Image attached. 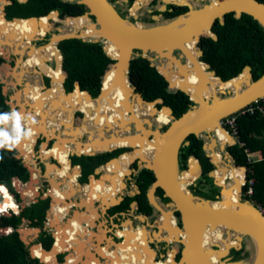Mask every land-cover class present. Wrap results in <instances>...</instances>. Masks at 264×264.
I'll return each instance as SVG.
<instances>
[{
  "label": "trees",
  "instance_id": "1",
  "mask_svg": "<svg viewBox=\"0 0 264 264\" xmlns=\"http://www.w3.org/2000/svg\"><path fill=\"white\" fill-rule=\"evenodd\" d=\"M9 1L11 4L6 5L4 9L6 20H11L13 17L20 19L41 17L37 21L34 19L30 20L27 26V33L30 35H36L45 30L44 24L47 28L54 25L51 21L44 24L42 22L46 17L45 15L50 12L58 11L60 18H65L66 21H74L75 18L69 17L68 14L79 16L87 10L83 5L66 0H27L23 3L17 0ZM141 1L107 0L109 4L114 6L121 18L132 22V18L127 15V9L133 2L132 9ZM258 1L264 3V0ZM119 2H122L125 8H120ZM75 8L77 10H74ZM173 8L172 12L165 11L166 17L173 18L185 10V8ZM52 19L58 22L56 17ZM80 20L87 19L83 17L76 21ZM213 32L217 37L216 40L206 36L200 41L202 49L201 61L209 66V71H214L215 75L224 82L240 75L245 66L250 67L253 81L264 74V28L255 19L245 13H242L238 18L233 13H228L223 17V24L218 22L215 24ZM103 47L104 44L101 41L95 42L92 39L69 38L60 40L53 47L54 60L48 63L51 75L48 76L49 73L46 70L43 73L50 80H63L62 74L64 73L66 79L62 86L66 93L73 91L74 81H77L81 91H86L92 98H96L100 93L101 81L104 85L107 77L114 71V66H110L104 72L106 67L113 61L106 55ZM60 61L62 65H60ZM2 63L3 59L0 57V64ZM166 77L174 86L182 87L188 94L193 96L200 95V91L209 80L216 78L205 69L203 73L194 77L187 87L184 83V77L179 71L172 70L171 74ZM128 78L131 85L136 88V92L140 93L146 101L161 99L163 105L168 106L176 117L188 110L190 104H192L184 93L176 89H170L165 79L154 67L150 66V62L146 58L137 56L130 61ZM46 80L48 79L46 78ZM2 86L0 83V112H9L11 109L6 104L7 98L2 93ZM90 96L88 95V97ZM250 107L253 108L252 112H245L236 117V143L226 144L225 153L235 165L238 173L243 174V167H245L247 169L246 177L254 178L255 180L254 191L250 197L243 194L245 188L243 189V201H248L264 211V99L252 103ZM259 107H261V110L258 109ZM160 111L168 114L165 110ZM32 140L35 141L36 138L32 136ZM227 140L228 138L225 141ZM187 141L188 145L180 147L178 151V168L183 171L181 172L183 176L188 177L185 180L187 184L198 177L200 173L198 162L202 171L201 175L188 187L189 192L193 196L202 199L218 200L217 196L219 195L221 184L219 186L215 185L217 181L213 178L211 181L208 177V173L214 169V166L210 161L208 163V159L202 149L205 139L191 135ZM27 143L36 145V142L32 143L31 140H24L20 144V149ZM254 152L260 153V159L252 156L250 161H248L246 154ZM0 155L3 156V159L0 160V184L4 185L16 203H19L20 196L11 182L13 178H17L21 183H27L30 179L29 170L22 158L18 157V151L15 148L10 152L0 150ZM191 156L198 161L191 158ZM72 161L74 165L81 164L83 171L82 181L86 176L92 174L94 168L98 165L96 158L89 156L74 157ZM214 177L219 180H225L224 177L217 176L215 171ZM151 182L152 178H149L142 183H138L141 190V194L138 197L139 201L144 200V192L148 189ZM239 193L240 186L236 192L238 198ZM0 208H2L1 199ZM49 208H60V205L53 199H50L49 202L48 200H38L36 203L28 204L19 210L18 213L2 215L5 212H0V264H42L38 258L30 256L29 250L32 244H41L46 250L52 249L51 234L48 228L45 227V217ZM24 224L29 228L40 229L37 237L29 245H26L21 240V235L18 231ZM5 229H12V231L3 233L2 231ZM53 246L54 252L57 248L55 242ZM242 246L243 243L235 248L239 249ZM228 257L231 261H241L247 259L248 253L231 249Z\"/></svg>",
  "mask_w": 264,
  "mask_h": 264
},
{
  "label": "water",
  "instance_id": "2",
  "mask_svg": "<svg viewBox=\"0 0 264 264\" xmlns=\"http://www.w3.org/2000/svg\"><path fill=\"white\" fill-rule=\"evenodd\" d=\"M18 2H26L27 0H17ZM66 1H76L77 4L85 6L87 9L85 13L79 16H73L68 14L71 18H77L85 15L88 19L89 23L93 25L95 29L100 31V35L98 37L91 38L93 41L98 42L101 41L104 44L103 50L107 56L113 61L109 66L106 67L104 72L110 67L115 66L117 69L116 77L118 79V83L123 88L125 93L126 101L125 107L128 109L127 114L130 115L131 121H119V126L130 130V123H134L136 129L139 132H142V138H146L148 142L154 141L156 144L155 150L153 152V157L149 165L147 166L154 173V181L147 192V197L149 201L156 207H160L156 204L153 198V193L157 188H160L164 196L169 199L170 203L167 206L174 207V209L181 216V224L182 227H175L176 239L175 242H179L182 244L183 248L180 251L179 260L182 264H189L191 262H195L196 264H204L202 262L201 248H200V235L201 231L206 224L217 223L225 227H233L240 231L239 236L236 238L239 242L242 241V236L248 237L255 248V254L252 264H264V211L248 201L241 200V188L239 193V205L235 210H231L230 203L228 202V208H214L213 203L219 202L222 200V193L224 188H220L219 195L217 196L216 201H210L208 199H202L199 197L193 196L187 189L194 182L186 184L185 192H181L178 188L172 183L170 177V168L172 159H174L175 167L177 172V155L180 147L188 145V137L194 135L196 137H200L202 134L208 136L210 140V144H203L204 151L213 152V148H211V144L216 147L219 145L220 149L223 150L226 146H221L217 137L214 133L215 127L219 126L223 131L226 132L224 128L220 126V123L223 118L231 115L252 103L264 99V74L258 78L257 80H252V75L250 73V67L245 66L242 70V74H244L245 80L241 79V74L237 77L231 79L235 80L234 87L239 88L238 93H232L231 90L226 89L225 91H220L219 93L222 95H227L224 98L218 96V100L213 103L205 100L200 95H191L188 94L182 87L174 86L166 76H163L165 81L168 84L170 89H176L184 93L188 96L194 105L186 110L181 116L175 118L172 115L171 109L163 105V101L161 99H154L152 101H146L140 93L136 92V88L131 85L128 72L130 61L134 58L136 52H140L142 57H146L147 54H154L155 58H167L171 62H174L178 65L181 74L184 72V68L186 65H183L178 61L173 55V51L180 49L184 50L182 46L189 41L195 40V43L199 41V39L203 36H209L213 40H216L217 37L214 33L211 32L212 27L214 26L215 21H219L220 24H223V17L228 13H233L235 17H239L242 13L250 15L253 19H255L263 28H264V3L259 2L258 0H215V3H211V0L208 4L203 5V11L200 15L193 19H188V22H185L180 28L171 29L170 26L176 22V20H186L189 17H178L166 24L155 25V26H144L136 24V22H131L129 20L123 19L116 12L113 5L109 4L107 0H66ZM126 2V0H122ZM7 4H11L10 1ZM166 4H163L158 8V12H163L166 9ZM172 4L180 6V3L173 2ZM111 8V9H110ZM5 5L1 7L4 19H5ZM50 14H54L57 19H61L59 17L58 11H53L45 16H49ZM43 16V17H45ZM41 18V17H40ZM40 18L31 17L35 21ZM133 19H136V16H133ZM157 16H153V20H157ZM6 20V19H5ZM21 20L20 18L13 17L11 20L6 21H16ZM62 20H65L62 19ZM126 21L128 23H126ZM59 32L60 30L57 29ZM59 33H52L50 39L53 36L58 35ZM38 37V36H36ZM36 37L31 38L30 42L34 40ZM69 38H81L88 39L89 37H81L79 35H67L58 37L56 44L63 39ZM49 39V40H50ZM107 45H111L115 52L116 56L113 57L108 52L106 48ZM42 46V45H41ZM39 47V46H38ZM37 47L33 46V49ZM31 50V47H30ZM29 50V51H30ZM28 51V52H29ZM185 51V50H184ZM60 54V53H59ZM198 55L201 56L202 52L199 50ZM61 56V55H60ZM151 61V67L154 66V58L148 57ZM197 64H201L197 60ZM60 65L62 62L60 61ZM5 66L11 68L9 64H5ZM206 68H209L208 65H205ZM209 73L218 79L215 75L214 71H209ZM63 82L66 79V75L62 74ZM50 79V78H49ZM230 81V80H228ZM220 82L225 83L220 79ZM227 82V81H226ZM51 85V84H50ZM103 82L101 81V89L100 93H103ZM50 87V86H49ZM49 87L44 86V89H48ZM74 89H78L81 92L78 82L74 81ZM73 89V91H74ZM63 94L65 97H68L70 93H66L62 86ZM87 93L86 91H82ZM2 93L4 96H7L4 89H2ZM89 96L90 94L87 93ZM197 94V93H196ZM98 95V96H99ZM97 96V97H98ZM91 97V96H90ZM96 97V98H97ZM92 98V97H91ZM92 98V99H96ZM11 99V97H10ZM149 103H153V107L155 112L150 113V116L155 117V114L158 112V108L156 105H161L160 109L165 110L168 113V116L171 118V122L167 125L165 130L162 132V125L159 123L156 126L155 130L147 129L144 127L145 124L150 128L152 126L151 121L148 118L140 119V117L136 116L134 113L135 104L137 105H147ZM10 107H13V104H9ZM13 109V108H12ZM197 111V116L194 117L193 113ZM42 117V115L40 116ZM54 131V130H53ZM212 133V134H211ZM43 135L39 133L37 135L36 140ZM132 137L131 135H129ZM158 136V137H156ZM43 137L47 138V135H43ZM231 137V136H230ZM232 138V137H231ZM233 139V138H232ZM74 140V139H73ZM46 141V140H45ZM57 141V140H56ZM55 141V142H56ZM46 144L44 141L41 143ZM72 143L76 144L78 142L72 141ZM236 141L233 139V144ZM48 145L46 144V149H48ZM18 151V157L22 158L18 147L15 148ZM94 153H90L93 155ZM81 154L73 151L70 153V156L79 157ZM195 159L194 157H191ZM226 159V157H225ZM145 161L144 159H142ZM229 160V159H227ZM23 161L25 166L28 168L29 173H32L31 167L29 163H27L23 157ZM69 165H71V160H67ZM52 164H57L56 161H53ZM45 165V163H44ZM199 165V175L201 174V166ZM235 166V165H234ZM36 167V166H34ZM79 173V170L76 169ZM99 169H95L94 174H99ZM45 173V170H44ZM198 175V176H199ZM213 170L208 173L209 178L213 177ZM30 180V179H29ZM47 198L41 196L39 193L37 194L35 199H32L30 203H36L38 200H45ZM227 202V201H226ZM134 204V203H133ZM27 205H18V211L23 209ZM15 213L14 211H11ZM161 212L164 214H168L161 209ZM10 214V213H9ZM50 226V223H48ZM46 227V226H45ZM48 228V227H47ZM12 229H5L3 233H9ZM20 233V230H18ZM37 233L40 232V229L35 228ZM180 233L181 237L177 234ZM21 240L29 245L31 241H27L24 237H21ZM125 241V240H124ZM124 241L118 244H124ZM41 246L40 244H32L30 246V256L32 258H36L31 253V248L33 246ZM42 247V246H41ZM218 249V245H213L206 249L205 253L208 255L210 252H213ZM235 249V247H229L222 251V255L219 256L220 264L223 263L222 259L226 258L229 255L230 250ZM163 257V256H162ZM40 261V260H39ZM41 262V261H40ZM235 264L237 262L232 261ZM42 263V262H41ZM58 263V261H57ZM43 264V263H42Z\"/></svg>",
  "mask_w": 264,
  "mask_h": 264
},
{
  "label": "bare ground",
  "instance_id": "3",
  "mask_svg": "<svg viewBox=\"0 0 264 264\" xmlns=\"http://www.w3.org/2000/svg\"><path fill=\"white\" fill-rule=\"evenodd\" d=\"M147 1L148 0H142L139 3V5H136L134 7V9L135 8L138 9V7L140 8V6L145 4ZM162 1L165 3H173V2H178V1L185 3V1H188V0H162ZM215 2H216L215 0H211L212 4ZM202 11H203V8L191 11L189 13V17L191 18H187L186 20H183V19L176 20V22L172 24L170 28L171 29L180 28L185 22H188L190 19L198 17L200 13H202ZM0 15L3 16V13L1 12V6H0ZM53 17H56V16L54 14H50L49 16H46L44 20L49 21ZM83 17L86 18V16L83 15V16L75 18L74 21H66V20L64 21V25L66 27H69V26L72 27L71 28L72 34L70 33L63 34L60 32L58 35L53 36L49 40V45H47L42 50V54L45 58L48 59L51 57L50 50L48 47H50L51 49L53 45H56V41L58 37L62 35L67 36V35L78 34L81 37H89V38L98 37L100 35V31L95 29L93 25H91L89 22H85V23L76 22L77 19H80ZM27 22H29V18L28 19L21 18V20H16V21H5L4 23L2 22L1 24L3 28L0 32V42H3V41L6 43L13 42V43H16L17 46L21 48L29 47L30 37L28 36L26 28H25V24ZM42 22L43 24L45 23V21H42ZM126 23L128 22L126 21ZM82 27H86L85 31H81ZM44 28L46 29L45 24H44ZM194 43H195L194 40H189L184 44V46H182L183 49L187 53L189 52L188 56L190 60V64L188 63V65H186V67L184 68V74H183L184 83H185V86L187 87L190 85V81L194 79V77L203 73L206 69L203 64H197L196 53L194 51V46H193ZM106 48L108 49V52L110 53V55L113 56L112 51L114 50V48L111 45H107V44H106ZM31 50L36 52V49L32 48ZM19 53L22 54L23 50L21 52L19 51ZM40 61L46 62L48 60L41 59ZM24 66L28 68H32L31 64L24 63ZM166 67H170V63L164 64L158 67L160 73L163 76H167ZM176 71H180V70H176ZM12 74L15 75L16 77L17 76L20 77V74L18 75L14 73ZM116 74H117V69L114 66V71L112 72L111 75L107 77L106 83H104L103 85L104 92L101 93L100 96L97 97V99H93V100L90 97H88L87 93L82 92V91L80 92L78 91V89H74V91H72L68 97H65V95L63 94V90H62V80L54 81L52 79L50 80V84H51L50 87H52L53 95L47 98L39 99L35 96V93L40 92V86L39 85L30 86L27 83V87L25 86L23 87V96L25 97L24 105L25 106L27 105V107L29 108V111H26L27 113L26 116L34 117L37 120V124L36 125L26 124L25 127L26 128L31 127L33 131V135L36 137L37 135H39V133H42L43 135H47V136L49 135L48 134L49 132L52 133L55 128L48 129V127L50 128L52 125H54L55 122H57L58 125L55 124L54 126H59L61 124V125H64L65 127H68L67 129H65V133H69V134L75 133L78 135L81 133L83 129L87 132L90 131V134H91L89 136L90 142L87 143V149L85 150L86 152L110 149L112 147H115L118 144H121L126 139L125 136H121L122 134H118L117 132L116 135H113L108 138L104 136V134L101 132L103 129L102 127L104 126L109 125L107 129H112L116 127L117 125H119V121H124V123H126V121L132 120L130 115L127 114L128 109H126V107L120 108L113 104L111 105L107 103L111 100H114L116 96L119 94L116 90H114V87L119 84ZM240 78L243 79L244 81L245 80L244 74L241 73ZM234 81L235 80H230L225 83H221L220 80L217 78L210 79L209 82L200 91V96L208 101L212 99L211 101L215 103L218 100L217 93H219L220 91H225L226 89H229L233 93L234 92L238 93L240 90L238 87H234L235 85ZM18 83H20L19 80H18ZM14 98L20 101L18 95H15ZM124 100H126V97H124ZM22 106L23 105H21V108H23ZM133 106L135 109L134 113H136V116L138 117H139L138 114H142V115L149 114L150 115V113L155 112L154 107L151 103L147 105H142L141 106L142 110L138 109L137 104ZM76 111L84 113L85 121L90 123L94 129L100 131L98 133L99 135L96 137L95 140H93L94 137H93L92 131L87 126L88 123H86L83 128L82 126L76 128V132L72 130L71 128V126L73 125L72 120H73L74 113ZM157 113H159V115L156 117L157 122H159L160 124L169 123L168 114L161 113L160 111H158ZM41 115L42 117H39ZM193 115L194 117H196L197 111H195ZM95 120H97V122ZM214 133L221 146H225L226 144L233 142V139L229 136V134L223 131L219 126L215 127ZM139 137H140L139 135H135V136L132 135L130 139L136 140ZM227 138L228 140L225 141ZM56 139L57 141L55 145L53 146L51 153L53 157L56 159V161L59 163V167L58 166L48 167L46 176L50 177V175L51 176L53 175L52 179L54 181L51 179L53 183L52 186H54L57 189V191H63L62 187H60L59 181L55 179L68 177L67 185L69 187L73 186L74 177L77 175V170L73 169L72 172L68 173L69 163L67 161V153H68L69 148H68V145L66 144V139L61 138L60 136H57ZM42 145L44 148H46V144L43 143ZM81 145L82 144L80 143L76 144L77 148L79 149L78 152L84 151L81 149ZM155 146H156L155 143L151 145L150 144L146 145V143H143L142 151L146 159H147V156L153 155ZM19 150L27 163L28 161H33L37 165V162L33 156V153L35 152L30 143L24 144L21 149L19 148ZM210 161L216 167V169L213 170V174L215 171V173L219 177H224V178L228 177L227 180L230 181V183L227 184L226 182V187L229 189H233V197H234V198H222V200H220L219 202H214L213 207L226 209L228 208L227 203L229 202L230 203L229 208L231 210H235L240 202L239 198L237 197L236 191L238 190L239 185H241L242 183L243 175L236 171L235 166H230V168L221 167L220 165L223 161L221 155L216 156L215 154H212L210 157ZM113 166L114 165H107L105 171L118 172L121 170V168L115 169ZM30 176H31L30 182H29L30 184L26 186V189L21 188L18 182H16L15 185L17 189H21L20 192H21L22 197L28 196V197H32L33 199L35 195L38 193L36 187L34 186L37 181L33 173L30 174ZM116 177H119V176L116 175ZM170 177H171L172 183H174V185L178 188V190L181 192H185V187H184L185 184L182 182L179 172L176 171L174 159H172V163H171ZM212 178L220 183L223 182V180L216 179L214 175ZM224 185L225 183L222 185L223 188H224ZM2 186L6 189L4 185ZM85 189H86L85 191L89 193L90 196L98 200L99 195H104L108 193L109 191H111L112 183L110 185H105L102 179H99V180L91 182L88 186L85 187ZM6 191H7V195H5L4 192H0V197L2 199V208L5 209L4 212L6 213V211L9 209L13 210L14 212H17V208H18L17 204L15 203V201L13 200L12 196L10 195L7 189ZM72 193L73 192H71V194ZM11 205H15V207H12ZM57 213L61 214L60 211H57ZM162 221H164V223H167L165 227L170 230L169 235L165 237V240L167 241L175 240L176 233L173 230L174 229L173 219L170 217V215L168 214L166 215L163 213ZM54 224L55 222H52L53 226ZM205 226L208 227L207 230H205ZM205 226L202 229L201 235L199 238L202 262L204 264H218L215 258L210 255V253L212 252L206 255L205 253L206 249H208L209 247L214 245V243H217V241L223 238V234L221 232L222 228L229 229L236 233H240V231L242 230H239L233 227H225L217 223H210V224H206ZM127 231H128V236L125 239L124 244L122 245L117 244L116 245L117 248L113 250L112 252L108 251V248L106 249L105 251V255H106L105 261L106 262L105 263L99 262L96 258H94L93 254H86L83 252L84 248L87 246L88 241L84 240V242H82L81 238H76L74 240L65 238V240L68 242L60 241L59 251L63 252L69 249H74L77 253V258L75 259L74 264H152V261H151L152 253L149 252L147 243H146L147 232L144 229H136V230L127 229ZM130 231L132 232L130 233ZM180 235H181L180 233L177 234V237ZM101 240L102 239L98 238V241H101ZM235 241L237 243H240L237 239H235ZM222 242L224 244L229 243L227 246V249L229 247H234L235 245V243L231 240V238H223ZM53 248L50 250H46L39 245L33 246L31 248V253L34 257L38 258L43 264H57V254L60 252H57V253L53 252ZM101 249H103V247ZM213 253L218 257L220 256L216 250L213 251ZM169 254H170V259H172L173 253L170 252ZM83 256L85 257V260H82ZM71 261L72 259L67 260V263L71 264ZM164 264H169V263L165 262ZM170 264H182V263L180 262V260L176 262L172 259ZM189 264H196V263L191 262Z\"/></svg>",
  "mask_w": 264,
  "mask_h": 264
},
{
  "label": "flooded vegetation",
  "instance_id": "4",
  "mask_svg": "<svg viewBox=\"0 0 264 264\" xmlns=\"http://www.w3.org/2000/svg\"><path fill=\"white\" fill-rule=\"evenodd\" d=\"M153 1L154 0H151L152 5L157 3L159 0H156L154 3H153ZM193 1L194 2L195 1L200 2V4H201L200 5L201 7H199V9H200L203 7V5L208 4L210 0H188V1H185V3L184 2L182 3L181 1L176 2V3H180L181 4L180 6L174 5L172 3L166 4L165 11H169V12L173 11V9H174L173 7L185 8V10H183L182 12H180L177 16H175L173 18L166 17L165 11L158 12V8L163 4V1L160 0L161 4L159 5V7H157L156 9L147 10L148 13H150L149 18L148 19H142L141 18L142 19L141 21H142V23H146V25L150 26L153 23H161V22L163 23L164 22L163 24H166V23H168V22H170V21H172V20H174L180 16L187 17L191 11L198 10L197 8L195 9L193 7V5H192ZM73 2H75L77 4L76 1H73ZM120 3L122 5V2H119V4ZM6 5H8V4H6ZM74 10H77V9L75 8ZM1 15H0V32L3 28L1 23L2 22L4 23L6 21V20H4V16H1ZM153 16H157L158 19L153 20ZM128 17H131L133 22L139 21L138 17H136V19L134 20L133 15L128 16ZM61 19H64V18H61ZM30 20L31 19L29 18V22H27L25 24L26 31H27V26L30 23ZM76 22L85 23V22H89V21L88 20H80V21H76ZM217 22L219 23L218 20L215 21L214 26ZM142 23H140V25H143ZM155 25H153V26H155ZM213 27L211 29L212 33H214ZM46 29L42 30L41 32H39L36 35H30L28 33L27 34L30 37V39L33 37L39 36L41 34H44L43 36L45 37L46 33H48ZM85 29H86V27H82L81 31H85ZM203 37H206V36H203ZM203 37H201L198 42H196V43H194V45L193 44L192 45L194 46V51L196 53V60H198V62H200L201 64H203L205 66L207 64L201 61L202 55L201 56L198 55L199 50L202 52V49L200 47V41ZM207 37H209V36H207ZM39 38L42 39L43 37H39ZM49 38H50V36H49ZM49 38H47V39H49ZM42 44H44L43 46H47V45H49V41L46 43H42ZM34 46L37 47L36 45H34ZM54 46L55 45H53L51 47V49H50V47H48L50 50V54H51V57L48 59L45 58L42 54L43 48L40 49L39 51H36V52L30 50L31 42H30L29 47H27L25 50H23L22 54L21 53L20 54L18 53L17 55L11 54V55H9L10 58L8 60H6L4 57H1L3 59V63H2L3 65H5V62H7L6 64H9L11 66V68H8L9 72L11 71L13 66L15 65V59L19 58L20 59V65H23V66H24V63L31 64V66L35 69V72L37 74H39V76L41 78L40 92L35 93V96L39 99L47 98V97L53 95L52 87H49L50 86L49 77L42 74L39 71V69L36 67L38 66L41 69V71L44 72L45 69L42 67L40 60L41 59L48 60V61L52 60V58L54 57V52H53ZM32 48L33 47H31V49ZM35 49L37 50V48H35ZM20 50H21V47H20L19 51ZM28 51H29V55H28ZM114 52L115 51L113 50L112 54H113V56H116V53H114ZM188 53L184 50L177 49V50L173 51L172 55L178 61H180L181 64L188 65V63L190 64ZM150 55H151V57L154 58V61H153L154 66L153 67L156 69V71L162 77H163V75L160 73L159 69H157L159 66L164 65L162 63V61H164L165 64L170 63V67H166V75L167 76L171 74L172 70H174V69L179 70L178 65L175 64L174 62H171L167 58H159V57L155 58L154 54H150ZM137 56H141V53L136 52V54L134 55V58ZM143 58L148 59L147 55H146V57H143ZM149 62L151 64L150 60H149ZM206 71L209 72V68H206ZM183 74H184V72L182 73V75ZM46 78L48 80H46ZM52 80H54V79H52ZM1 81L3 82V80H1ZM1 81H0V83H1ZM54 81H59V80H54ZM4 84L5 83H3L2 85L4 86ZM14 85L16 87L19 86V84L16 82V79H15ZM44 86H47L49 88L46 90L43 88ZM21 89L22 90L20 92V96L23 97V87ZM114 90H116L119 94L116 96V98L114 100H111L107 103L111 104V105L115 103L114 104L115 106H118L120 108H125V101H126V100H124L125 93H124L123 88L120 85V83L114 87ZM219 96L221 98L226 97L220 93H219ZM6 98L9 99V101L12 104H14V106H15L14 110L19 111V109L17 107V101L15 99H13V101H11L10 96H6ZM117 98H118V100H117ZM188 99L192 102V100L189 97H188ZM193 105H194V103L192 102V104H190L189 107L191 108ZM160 106L161 105H156V107L158 108V111L161 110ZM9 107H10V105H9ZM10 109H11V111L13 110L11 107H10ZM158 115H159V113H156L155 117H152L149 114H145V115H141L142 118L140 117V119L150 117L152 120H150L149 118L148 119L151 121L152 126L149 128L148 125L145 124L144 127L147 129L155 130L157 124H159L156 121V117ZM172 115L175 118H177L174 115L173 111H172ZM74 116L79 117V119L81 121V123L78 124L76 128H78L80 126H82V128H83L85 126V122H86L84 113L76 111L74 113ZM74 116H73V118H74ZM168 118H169V123H170L171 118L169 116H168ZM95 121L97 122V120H95ZM169 123H167V124L162 123L161 124L162 127L159 130L161 132L163 130H165V128L167 127V125ZM72 124H73V120H72ZM88 125H87L88 127L91 126L90 123H88ZM108 126L109 125L104 126L102 128L103 129L108 128ZM129 126H130V130H126L127 132H125L124 134L121 135V136L126 137L125 141L122 142L121 144L116 145L115 147L110 148V149H103L100 151L86 152L85 150L87 149V143L90 142L89 141L90 135L88 136V132L85 131L84 129L81 131L80 134H78V138H79L78 143L82 144L81 149L84 151L78 152L79 149L77 148V146H75L74 143L69 142L67 144V145H70V147L68 146L69 150L67 153V160L68 159L71 160V165H69L68 173L72 172L73 169H78L79 173L77 172V175L74 177V185L70 186L72 188H70L67 185L68 177L62 178L64 180V184H63V188H62L63 191H57V189L54 186H52V184H50L48 182L49 193L46 194V195H48L47 196L48 201H50V199H53V200L57 201L60 205V208H49L47 210V213H46L47 215H49V212L51 213V215H50L51 217L49 218L50 219V226H48V231L50 232L51 238H52V248L54 247L53 246L54 242L57 245V248L54 252H56V253L60 252L59 251V248H60L59 242L60 241L65 242L66 241L65 238H68L70 240H74L76 238H81L82 242H84V240L88 241L87 246L84 248L83 252L86 254H93L94 258H96L99 262L105 263L106 262L105 261L106 260V255H105L106 249L108 248V251H110V252L115 250L117 248L116 245L118 243L123 242L127 238V236H128L127 229H129V230L144 229L147 232V236H146L147 247H148L149 252L152 253V259H151L152 264H164L165 262L170 264L172 259L176 262L179 261L178 258L180 256V251L183 248V246L181 243L175 242L174 240L173 241L165 240V237H167L169 235L170 230L165 227L167 223H164V221H162L163 213L161 212V209L164 212L168 213V215H170V217L173 219V225H174L173 230H174V232H175V227H179V228L182 227L181 216L174 209V207L167 206V204H169L170 201H169V199H167L164 196V193L160 188H157L153 193L154 201L160 207V209L156 208L149 201V199L147 197V192L150 189V187L154 181V173L150 169L147 168V166L149 165V163L152 160L153 155L147 156V159H146V157L144 156V153L142 151V146H143V143H146V145L147 144H150V145L154 144V141L148 142L146 140V138H142L143 137L142 132H139L136 129L134 123H130ZM64 127L65 126L63 125L61 128L65 131ZM71 128H72V126H71ZM114 128H118L120 130L124 129V128L120 127L119 125H117ZM129 135H131V136L132 135H134V136L139 135L140 137L136 140H131L130 139L131 137ZM97 136L98 135L93 136L94 137L93 140H95ZM33 137L37 138L34 135H33ZM38 139L36 141H38ZM55 143L53 144V146L55 145ZM31 145H32V148L34 150L35 145H33V144H31ZM53 146L51 147V150L53 149ZM217 146H219V145H217ZM19 147H20V145H19ZM202 149H203V145H202ZM73 151L80 153L81 155L79 157H83V156L84 157H86V156L94 157V158H96V161L98 163V165L94 168L92 174L86 176L83 181H82L83 171H82L81 164L74 165L72 159L76 156H73V157L70 156V153ZM204 152H205V155H206V157L208 159V163H209L211 153H213V152H211V151H210V153L208 151H204ZM90 153H94V154L90 155ZM207 153H209V154H207ZM51 156H52L51 160L56 161V159L53 157V155H51ZM191 157H193V156H191ZM142 159H144L145 161H143ZM189 159H190V157L188 158V161H189ZM195 160H197V159L195 158ZM217 160H219V159H217ZM188 161H187V168H188ZM107 165H114L113 167L115 169L121 168V170L118 172H107V171H105ZM57 166L59 167L58 162H57ZM177 166H178V155H177ZM95 169H99V171H100L99 174H97V175L94 174ZM215 169H216V167L214 166L213 170H215ZM178 171H180L179 168H178ZM116 175H118L119 177H116ZM179 175L181 177L182 182L186 185L187 183L185 180L188 177L183 176L181 174V172H179ZM89 176H91V177H89ZM198 177H196L193 181H195ZM149 178H152V182L150 183V186L148 187V189L144 192V200L142 199L141 201H139L138 197L141 194V190L138 186V183L139 182L142 183L145 179H149ZM99 179H102V181L105 185H110L112 183V189H111V191H109L108 193H106L104 195H99L98 196L99 199L97 200L96 198L90 196L89 193H87L85 191L86 190L85 187L88 186L91 182L99 180ZM210 179H212V178H210ZM224 183H225V186H224V190L222 193V198L226 192H229V190H232V192H233V189H229L226 187V182H222L221 187L223 188L222 185ZM37 192H38V189H37ZM71 192H73V193L71 194ZM79 195L82 196L81 198L83 199L84 207H82V208L78 206L80 203V199H79L80 197H78ZM0 199H1V197H0ZM165 199H167V200H165ZM1 205H2V199H1ZM17 207H18V205H17ZM9 211H13V210L9 209ZM17 211H18V208H17ZM57 211H60L61 214H58ZM52 222H55L54 226L52 225ZM100 224H101V226H100ZM124 224H127V225L123 226ZM56 226H57V228H56ZM207 229H208V227H205V230H207ZM131 232L132 231H130V233ZM98 238H100L102 240L98 241ZM222 239L217 241V243H214V245H218V249L216 251L219 253V255H220L221 251L224 250L225 248H227V246H228V243L224 244L222 242ZM232 241L235 243L234 247L241 245V243H237L235 240H232ZM66 242H68V241H66ZM219 244H220V246H219ZM102 247L104 250L101 249ZM170 252L173 253L172 259H170V254H169ZM65 254L67 256L64 258ZM59 255H62V258H63V260L61 262L62 264H64V263L68 264L67 260H70V259L73 260V259L77 258V253L74 249H69V250L63 251L62 253L60 252ZM82 260H85L84 256L82 257Z\"/></svg>",
  "mask_w": 264,
  "mask_h": 264
},
{
  "label": "rangeland",
  "instance_id": "5",
  "mask_svg": "<svg viewBox=\"0 0 264 264\" xmlns=\"http://www.w3.org/2000/svg\"><path fill=\"white\" fill-rule=\"evenodd\" d=\"M9 0H0V6L2 7V6H4V5H6L7 4V2H8ZM135 2V1H134ZM134 2L132 3V5L128 8V10H127V14H128V16H136V17H138V19H139V21H137L136 22V24H139L140 25V23H142V19H148L149 18V14L150 13H148V11L147 10H152V9H156L157 7H159V5L161 4V2H160V0L157 2V3H155V4H151V0H148L145 4H143V5H141L140 6V8L138 7V9H132V6L134 5ZM139 5V4H138ZM192 5H193V7L196 9H199V7H201L200 5V2H192ZM119 7L120 8H125L123 5H121V3L119 4ZM133 10V11H132ZM132 11V12H131ZM1 12H2V10H1ZM142 18V19H141ZM45 21V23H47L48 22V20H44ZM50 21H51V23H54V25L52 26H50L49 28H47V32L48 33H46V36L44 37L43 35L44 34H41V35H39L38 37H36L34 40H32L31 41V47H33L34 45H36L37 46V50L36 51H39L40 49H42V48H45L46 46H43L44 44H42V43H46V42H48L49 41V36H51V34L52 33H63V34H66V33H70V34H72V27L71 26H69V27H66L65 25H64V21L65 20H62V19H58V22H56V21H54L52 18L50 19ZM164 23V22H163ZM162 22L161 23H153L152 25H150V26H153V25H161V24H163ZM144 26H148V25H146V23H142ZM57 29H59L60 31L58 32L57 31ZM49 35V36H48ZM76 35H78V34H76ZM39 37H43L42 39L41 38H39ZM47 38H49V39H47ZM47 39V40H46ZM88 39H91V38H88ZM31 40V39H30ZM42 46H41V45ZM29 45H30V43H29ZM38 45L40 46V47H38ZM6 47V48H5ZM0 57H4L6 60H8L9 58H10V56L9 55H11V54H14V55H17L18 53H19V49H20V47L19 46H17V44L16 43H13V42H8V43H6V42H0ZM26 48H21V50L20 51H22V50H25ZM20 54V53H19ZM28 55H29V52H28ZM147 57H151V55L150 54H147ZM54 58L55 57H53L52 58V60H49V61H46V62H43V61H41V64H42V67L49 73L48 74V76L49 75H51V71H50V67L48 66V63H50L51 61H53L54 60ZM7 62H5V64H6ZM162 63L163 64H165V62L164 61H162ZM159 65V64H158ZM20 67V68H19ZM8 68L9 67H7V66H5V65H3V64H0V81L1 80H3V82L1 81V84H3V83H5L4 84V86L2 87V89H4V91H5V93H6V95L7 96H10L11 97V101H13V99H15L14 98V96L15 95H18L19 96V99H20V101H18V100H16L17 101V107H18V109H19V111L18 112H20V113H22V114H24L25 116H26V111H29V108L27 107V105L25 106L24 105V102H25V97L23 96V97H21L20 96V92H21V88L22 87H27V83H28V85H30V86H36V85H39V86H41V78H40V76H39V74H37L36 72H35V69L32 67V68H28V67H26V66H23V65H20V59L18 58V59H15V65L13 66V68L11 69V71L9 72V70H8ZM36 68H38L39 69V71L42 73V74H44L43 73V71H41V69L37 66ZM158 69V68H157ZM45 72V71H44ZM12 73H14V74H16V75H18V74H20V77L19 76H15V75H13ZM13 75V76H12ZM45 75V74H44ZM15 79H16V82L18 83V80L20 81V83H18L19 84V86L18 87H16L15 85H14V82H15ZM49 83H50V80H49ZM41 88V87H40ZM233 93V92H232ZM218 94V96H219V93H217ZM223 96H227V95H223ZM50 97V96H49ZM8 102H10L9 101V99H6ZM115 104V103H114ZM113 104V105H114ZM21 105H23L22 107L24 108H21ZM13 110H14V108H15V106H14V104H13ZM138 109L139 110H142L141 109V105H138ZM138 110V111H139ZM138 113H140V112H138ZM139 115V117H141V115L142 114H138ZM143 115H145V114H143ZM40 117V116H39ZM144 117V116H143ZM146 117V116H145ZM118 118H119V116H118ZM142 118V117H141ZM150 120H152L150 117H148ZM45 119V118H44ZM47 119V118H46ZM81 123V121H80V119H79V117H77V116H74V118H73V125H72V130L74 131V132H76V127H77V125L78 124H80ZM86 123H88L87 121L85 122V124ZM157 123H159V122H157ZM58 125V123L57 122H55L54 123V125ZM54 125H52L50 128L48 127V129H51V128H55L54 129V131L52 132V133H48L49 135H48V138H45V137H43V135H40V137H39V139H38V141H35L36 142V145L34 146V152L35 153H33V156H34V159L36 160V162H37V165L33 162V161H28V163L29 164H31L30 165V167H31V170H32V173L35 175V177H36V183H35V187H36V189H38V193L40 194V195H43V196H48V195H46V194H48L49 193V184H48V182L50 183V184H52L53 185V183H52V181H51V179H52V176L50 175V177H47L46 176V172H47V168L48 167H50L49 165H51V167H57V164H52V153H51V147L53 146V144L55 143V141L57 140L56 139V137L57 136H60L61 138H64V139H66V144H68L69 142H71L72 143V141L74 142V141H76V142H78V140H79V138H78V135L77 134H75V133H73V134H69V133H65V131L61 128L63 125H59V126H54ZM54 126V127H53ZM89 126V125H88ZM221 126V125H220ZM222 127V126H221ZM65 129H67L68 127H64ZM90 128V130L92 131V133H93V136H95V135H99L98 133L100 132V131H98V130H96V129H94L93 128V126H90L89 127ZM223 128V127H222ZM79 130V129H78ZM103 134H104V136H106V137H111V136H113V135H116L117 134V132H118V134H124L125 132H127L126 131V129H122V130H120V129H118V128H112V129H107V128H104V129H102V131H101ZM212 134V133H211ZM89 135H91L90 134V131L88 132V136ZM200 137H203L204 139H205V144H207V145H209L210 144V140H209V138H208V136L207 135H205V134H202ZM224 138V137H223ZM74 139V140H73ZM46 140V141H45ZM45 142L47 145H48V149H46V148H44L43 147V145H41V143L42 142ZM51 144V145H50ZM69 147H70V145H68ZM18 147H19V145H18ZM20 148V147H19ZM43 148V149H42ZM211 148H213V153H211V155L212 154H215L216 156H218V155H221L222 156V163H221V167H227V168H230V166H234L233 165V163L230 161V159H229V157L228 156H226V153H225V150L223 151V150H221L220 149V147L219 146H216V147H214V145H212L211 144ZM209 153H210V151H208ZM43 153V154H42ZM209 153H207V154H209ZM225 157H226V159H225ZM227 159H229V160H227ZM22 160H23V157H22ZM26 161V160H25ZM44 163H45V165H44ZM49 164V165H48ZM34 166H36V167H34ZM41 166H43V167H41ZM44 170H45V173H44ZM31 173V174H32ZM102 177V176H101ZM30 178H31V176H30ZM227 178L228 177H226L225 178V180L223 181V182H227V184L228 183H230V181H228L227 180ZM53 180V179H52ZM55 180H58L59 181V184H60V187H62L63 188V184H64V180L62 179V178H57V179H55ZM54 181V180H53ZM211 181H212V179H211ZM210 181V182H211ZM30 180L27 182V183H20V186H21V188H25L26 189V186L27 185H29L30 183ZM217 186H219L221 183L220 182H216L215 183ZM48 188V189H47ZM14 189H15V191L18 193V195L20 196V202L19 203H17V205H28V204H30V202H32V197H28V196H26V197H22V195H21V189H17V187H14ZM188 190V189H187ZM189 191V190H188ZM37 193V194H38ZM37 194L35 195V197H34V199L36 198V196H37ZM11 195V194H10ZM12 196V195H11ZM55 197V196H54ZM78 197H80L79 199H80V203H79V207H84V205H83V199L81 198L82 196H78ZM12 198H13V196H12ZM223 198H234L233 197V193H232V190H229V192H226L225 194H224V196H223ZM241 200H243L244 199V197L243 196H241V198H240ZM13 200L15 201V199L13 198ZM45 200H48V198H46ZM16 202V201H15ZM49 202V201H48ZM9 210H7L6 212H8ZM10 213H12L11 211H10ZM16 213V212H15ZM9 215V212L8 213H2V215ZM51 215V213L49 212V215H47L46 214V217H45V220H46V222H45V226L46 227H48L47 225H48V223H50V216ZM103 223V222H102ZM127 224H124L123 226H126ZM100 226H101V224H100ZM206 227V226H205ZM20 230V235H21V237H24L27 241H33L36 237H37V235H38V233L35 231V228H29V227H27L25 224L24 225H22V227H21V229H19ZM221 232H222V234H223V238H231V240H235L238 236H239V234L238 233H236V232H234V231H231V230H229V229H226V228H222L221 229ZM240 243H243V246L241 247V248H239V249H236V251H242V253H244V252H247L248 253V257H247V259H244V260H241V261H235V262H237V263H235V264H252V262H253V259H254V254H255V248H254V245L252 244V242H251V240L248 238V237H246V236H242V241L240 242ZM41 245V244H40ZM42 246V245H41ZM219 246H220V244H219ZM43 247V246H42ZM226 249V248H225ZM224 249V250H225ZM223 250V251H224ZM62 253V252H61ZM59 255V254H58ZM57 255V261H59L58 262V264H62L61 262H62V260H63V258H62V256L61 255H59L58 256ZM210 255L212 256V257H214L215 258V260H216V262L218 263V264H220V261H219V257L218 256H216L213 252L212 253H210ZM220 255H221V253H220ZM64 258H65V256H64ZM222 261H223V263H225V264H231V263H233L232 261H231V259L228 257V256H226V258L224 259H222ZM75 262V259H73L72 261H71V264H73ZM65 264V263H64Z\"/></svg>",
  "mask_w": 264,
  "mask_h": 264
},
{
  "label": "clouds",
  "instance_id": "6",
  "mask_svg": "<svg viewBox=\"0 0 264 264\" xmlns=\"http://www.w3.org/2000/svg\"><path fill=\"white\" fill-rule=\"evenodd\" d=\"M26 124L36 125L37 120L34 117H27L16 110L0 112V150L10 152L24 140H31L32 143H35L32 140V128H26ZM2 159L3 156L0 155V160ZM0 192H4L7 195V191L2 185H0ZM11 206L15 207V205ZM3 211L5 209L0 208V212Z\"/></svg>",
  "mask_w": 264,
  "mask_h": 264
},
{
  "label": "built area",
  "instance_id": "7",
  "mask_svg": "<svg viewBox=\"0 0 264 264\" xmlns=\"http://www.w3.org/2000/svg\"><path fill=\"white\" fill-rule=\"evenodd\" d=\"M10 103L11 102H8L6 100V104L9 105ZM258 109L261 110V107H259ZM252 111H253V108L250 107V105H249V106H247V107L223 118L220 125L226 130V133L229 134V136H231L236 141V137H235L237 134V130H236V126H235L236 117L241 115V114H244L245 112H252ZM246 155H247L248 161H250V158L252 157V155L250 153H247ZM246 174H247V169L245 167H243V179H242V183L240 185V188H241V193H243V189L245 188L243 194L247 197H250L254 191L253 187H254L255 180H254V178H247ZM16 182H18L19 184L21 183L17 178H13L12 182H11L13 187H16V185H15Z\"/></svg>",
  "mask_w": 264,
  "mask_h": 264
},
{
  "label": "crops",
  "instance_id": "8",
  "mask_svg": "<svg viewBox=\"0 0 264 264\" xmlns=\"http://www.w3.org/2000/svg\"><path fill=\"white\" fill-rule=\"evenodd\" d=\"M36 141V140H35ZM252 156H255L257 157L258 159H260V153L259 152H254V153H251Z\"/></svg>",
  "mask_w": 264,
  "mask_h": 264
}]
</instances>
